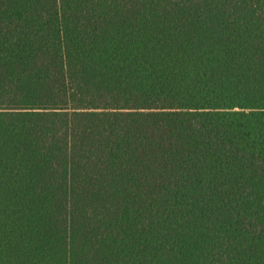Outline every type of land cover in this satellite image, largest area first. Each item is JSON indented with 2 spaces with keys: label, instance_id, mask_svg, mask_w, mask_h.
Returning <instances> with one entry per match:
<instances>
[{
  "label": "trees",
  "instance_id": "16d2710c",
  "mask_svg": "<svg viewBox=\"0 0 264 264\" xmlns=\"http://www.w3.org/2000/svg\"><path fill=\"white\" fill-rule=\"evenodd\" d=\"M0 264H264V0H0Z\"/></svg>",
  "mask_w": 264,
  "mask_h": 264
}]
</instances>
